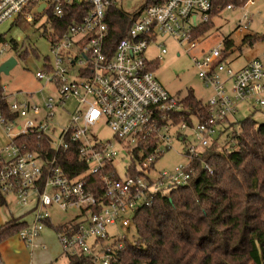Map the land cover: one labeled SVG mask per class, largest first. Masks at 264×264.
Masks as SVG:
<instances>
[{"label":"built area","instance_id":"built-area-1","mask_svg":"<svg viewBox=\"0 0 264 264\" xmlns=\"http://www.w3.org/2000/svg\"><path fill=\"white\" fill-rule=\"evenodd\" d=\"M118 1L0 0V25L35 22L54 53L45 71L36 74L54 92L40 104L33 101V92L19 91L10 102L11 116L0 111L9 140L0 145V192L33 216L17 232L26 246L47 249L40 239L50 223L65 259L84 255L95 264L118 258L140 208L190 182L194 159L210 148L241 104L253 100L264 112V60L253 59L235 70L227 62L231 50L225 40L192 57L198 77L213 90L205 102L210 112L206 121L191 113L185 97L167 90L155 68L168 53L160 38L176 40L187 52L197 49L202 43L194 35L199 26L224 10L241 11L240 23L249 26L250 8L259 0H145L134 12L120 8ZM74 4L83 9L69 13ZM116 10L127 15L129 26L114 44L110 30ZM67 20L66 30L58 34ZM151 44L160 51L150 59ZM102 128L112 136L103 135ZM173 139L185 144L181 155L187 164L156 172V162L172 148ZM72 148L87 167L76 177L65 173L59 159ZM134 153L140 173L131 174ZM125 159L129 162L121 174ZM96 175H101V193L94 192L97 181L86 179ZM53 207L76 213L54 224ZM0 264H6L2 250Z\"/></svg>","mask_w":264,"mask_h":264},{"label":"trees","instance_id":"trees-1","mask_svg":"<svg viewBox=\"0 0 264 264\" xmlns=\"http://www.w3.org/2000/svg\"><path fill=\"white\" fill-rule=\"evenodd\" d=\"M70 8L69 13L83 9L75 4ZM114 12L110 33L115 44L124 36L129 22L127 15ZM68 23L67 20L59 26L58 34L66 30ZM214 25L210 19L194 35L202 37ZM256 38L264 41V35H255L247 37L246 42L251 44ZM225 41L232 50L233 42ZM158 66L159 63L156 70ZM184 97L191 113L206 121L210 113L206 101L195 96L193 90ZM0 102V111L11 116L10 103L2 96ZM236 124L238 128L234 129ZM75 151L72 148L59 156L69 177H76L87 168ZM135 158L138 153L132 157L131 174L140 173ZM193 165L195 171L188 184L167 195H157L152 205L136 212V235L126 239L125 248L111 264H264V123H257L251 116L239 122L230 120ZM86 179L92 184L97 181L99 188L94 192H102L101 175ZM5 199L0 192L2 205L8 203ZM25 225L17 217L1 225L0 243L18 234ZM65 260L66 264H95L84 255Z\"/></svg>","mask_w":264,"mask_h":264},{"label":"rangeland","instance_id":"rangeland-1","mask_svg":"<svg viewBox=\"0 0 264 264\" xmlns=\"http://www.w3.org/2000/svg\"><path fill=\"white\" fill-rule=\"evenodd\" d=\"M145 3V0H119L118 6L129 12H134L140 9ZM253 22L246 26L240 23L242 17L241 11L224 10L220 16L214 19V27L210 31L203 34L201 37L202 43L197 49H191L189 52L185 50L176 40L160 38L158 43L165 42V48L168 53L160 61L156 76L167 88V90L175 95L178 94L184 97L188 92H194V95L203 102L208 101V98L213 93L211 87H206L202 80L198 77V69L194 64L192 57L200 55L202 49L209 50L214 48L217 44L223 42L225 39H230L233 42L234 48L227 56V62L238 70L244 65L248 64L253 59L260 58L264 60V41L261 38H256L253 43L246 42L249 36H263L264 35V0L257 1L254 6L250 8ZM9 20L0 25V50L4 48L3 54L0 56V66L14 57L17 63L11 68L9 73L0 72V90L2 94L7 96L6 99L12 100L14 94L19 91L28 93L33 92V101L42 104L45 98L51 95L54 90L45 81L39 80L36 76L37 72L45 71L46 60L53 61L54 53L52 52V43L46 35L43 34V27L36 26V23L28 21H20L14 23ZM19 38H22L18 47ZM37 52V55L35 52ZM160 49L156 44H151L148 47V58L157 56ZM22 99L23 96H18ZM8 100V101H9ZM1 105V102H0ZM251 116L257 123H264V112L257 106L253 100L241 104L238 112L235 114L237 122L244 120V118ZM66 121V120H65ZM238 124L234 129H237ZM100 132L108 136H112L107 128L100 129ZM225 136L223 135L222 138ZM9 143L3 128L0 125V145L5 146ZM172 148L166 151L161 158L156 162V172L171 171L178 164H187L185 158L181 155L185 152L186 146L179 139H173L171 143ZM203 150V149H200ZM129 160H122L120 162L119 171L124 173L123 166L128 164ZM8 204L2 205L0 203V222L10 221L12 216L23 211V207L10 197L7 198ZM52 221L54 224H62L68 220L71 215L75 214V210L63 212L58 207L52 208ZM110 230H113L110 228ZM130 236L136 235V229L133 227L129 230ZM43 241L47 249L35 247L33 249L22 246L18 237L15 240L6 239L2 243V248L8 250L13 254L23 253L26 257V264H49L50 261L59 259L55 262L58 264H66V260L62 257V248L60 247L57 232L53 225H47L43 230ZM15 241V242H14ZM22 247V249H21ZM21 250V251H20Z\"/></svg>","mask_w":264,"mask_h":264},{"label":"crops","instance_id":"crops-1","mask_svg":"<svg viewBox=\"0 0 264 264\" xmlns=\"http://www.w3.org/2000/svg\"><path fill=\"white\" fill-rule=\"evenodd\" d=\"M13 21V20H12ZM14 22V21H13ZM14 23H16V22H14ZM13 23V24H14ZM248 42V41H247ZM249 63V62H248ZM0 96H2V97H4L5 99L7 98V96H5V95H3L2 94V91L0 90ZM12 99H13V97H12ZM9 99H6V101L7 102H11L10 100L8 101ZM243 105V104H242ZM232 121L234 122V121H236V119L235 118H233L232 119ZM7 198L8 197H6V199L5 200H7ZM11 198V200H12V197H10ZM7 202H8V200H7ZM8 204V203H7ZM19 218L21 221H23V222H25L26 224L27 223H30L31 221H32V218H33V216H32V214H31V212H30V210H28V209H26V208H23V211H21V212H19V213H17L16 214V216H12V219L13 218ZM11 219V220H12ZM10 220V221H11ZM6 223H8V221H6V222H3V223H1L0 222V226L1 225H4V224H6ZM18 237V239H19V236H18V234H16L15 236H10V237H8V238H6V239H10L11 241L12 240H15V237ZM42 237H43V234H42V236H41V239H40V241H42V242H44L43 241V239H42ZM5 239V240H6ZM4 241V240H3ZM3 241L0 243V250H2V254H3V257H4V260H5V263L6 264H26V257H25V255L23 254V253H17V254H13V253H11V252H9L8 250H4V247L2 248V243H3ZM15 241H17V240H15ZM14 241V242H15ZM19 241L21 242V244H22V246H24L25 248H29V249H31L30 247H28V246H26L25 244H24V242L23 241H21L20 239H19ZM33 248H35V247H33ZM21 249H22V247H21ZM21 251V250H20ZM62 257H64V255H63V252H62ZM65 258V257H64ZM56 260H54V261H57L58 259H59V257H57V258H55ZM51 262V261H50Z\"/></svg>","mask_w":264,"mask_h":264},{"label":"water","instance_id":"water-1","mask_svg":"<svg viewBox=\"0 0 264 264\" xmlns=\"http://www.w3.org/2000/svg\"><path fill=\"white\" fill-rule=\"evenodd\" d=\"M17 63V60L14 57H11L8 61L4 62L0 66V72H6L9 73L11 71V68L14 67Z\"/></svg>","mask_w":264,"mask_h":264}]
</instances>
